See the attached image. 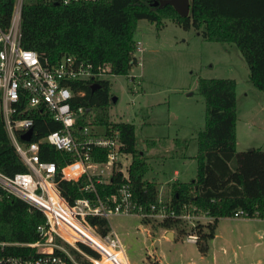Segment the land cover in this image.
<instances>
[{
  "label": "trees",
  "instance_id": "obj_1",
  "mask_svg": "<svg viewBox=\"0 0 264 264\" xmlns=\"http://www.w3.org/2000/svg\"><path fill=\"white\" fill-rule=\"evenodd\" d=\"M156 0H79L63 5L58 0H26L22 10L21 45L35 51L41 60L56 64L63 56H75L78 61L93 65H109L111 75H127L137 62L134 34L137 22L145 19L160 30L164 20H169L184 30L200 31L211 42L234 44L240 51L249 70L248 81L264 94V0H190L189 14L180 16L169 5H153ZM12 2L0 6V25L5 26L10 16ZM74 82L75 91L84 96L73 99L72 105H81L95 113V123L111 126L119 133L121 150L131 156L128 167L133 201L148 208L158 202V184L146 178L150 165L143 152L137 148L135 125L109 119L112 103L111 84L108 80ZM94 88V89H93ZM198 93L205 103L204 125L197 133L195 178L189 182L175 180L170 183V198L165 202L176 211L189 205L210 220L197 221L186 228L184 221L166 219L157 225L181 235L195 233L199 251L205 254L207 243L215 236L220 218H231L242 210L247 218L264 220V151L258 148L236 150V83L233 79H200ZM59 129L49 118L36 119L33 140ZM153 144L154 140H147ZM152 146H148L152 148ZM40 159L54 162L60 169L72 157L44 143L40 145ZM95 161H104L106 155H92ZM13 147L9 143L0 116V172L13 176L23 173ZM57 189L70 203L79 198L92 197L82 190L86 179L61 180L56 174ZM121 176L116 173L108 184L96 185L98 196L116 194ZM88 223L104 236L110 231L108 221L89 217ZM150 222L149 218L143 220ZM45 223L41 211L24 201L0 190V243L22 244L44 240L37 227ZM55 242L60 243L58 238ZM88 257L99 259L98 253L77 243ZM69 248L76 264L90 262L76 250ZM4 251L14 256L34 255L31 248L5 246ZM2 252V253H1ZM66 264H75L66 259Z\"/></svg>",
  "mask_w": 264,
  "mask_h": 264
},
{
  "label": "built area",
  "instance_id": "obj_2",
  "mask_svg": "<svg viewBox=\"0 0 264 264\" xmlns=\"http://www.w3.org/2000/svg\"><path fill=\"white\" fill-rule=\"evenodd\" d=\"M6 1L12 2V8L6 25H0V116L9 143L25 171L13 176L0 172V190L41 211L45 223L37 227L44 236L43 241L0 243L2 252L5 246L16 245L34 249V255L3 253L0 264H66V259L76 264L67 246L83 255L90 264H103V259L121 250V243L111 230L104 236L99 235L88 223L89 217L107 221L113 215H138L159 221L179 219L189 227H194L202 218L207 217L209 221L206 214L189 205H183L177 213L159 196L157 204L148 208L133 201L128 175L131 160L126 159L130 155L121 150L118 131L95 123L93 110L72 105L74 98L84 96V92L74 90L73 83L92 81L96 84L105 80L111 76L109 65H93L78 61L75 56H63L56 64H49L45 58L41 60L35 51L21 45L22 10L26 0H0V6ZM58 1L69 5L79 0ZM0 19L4 20L2 16ZM141 46L139 41L135 42L136 63H139L136 54L143 51ZM129 77L133 82L135 77ZM40 118L58 123L59 129L33 140L35 120ZM28 131H31L30 139L23 140L21 136ZM44 143L70 155L72 160L60 169L54 162L42 161L40 145ZM100 154L106 155L104 161L92 159V155ZM57 172L60 179L66 181L76 182L84 177L87 183L82 190L93 196L70 203L57 189ZM116 173L121 176L116 194L101 199L96 185L108 184ZM231 218L250 219L242 210L236 211ZM69 232L74 236L72 241L65 236V233L70 236ZM185 237L190 243H196L195 233L189 232ZM55 238L60 243L55 242ZM77 243L94 250L99 259L86 256ZM121 261L129 264L122 258Z\"/></svg>",
  "mask_w": 264,
  "mask_h": 264
},
{
  "label": "rangeland",
  "instance_id": "obj_3",
  "mask_svg": "<svg viewBox=\"0 0 264 264\" xmlns=\"http://www.w3.org/2000/svg\"><path fill=\"white\" fill-rule=\"evenodd\" d=\"M200 31L184 30L169 20L157 30L155 24L139 20L134 34L143 49L136 54L139 63L132 64L127 75L105 79L116 98L108 109L109 119L135 125L137 148L150 165L146 178L157 182L158 196L164 201L169 189L160 185L170 182L174 170L181 181L195 178L196 136L203 128L205 111L197 90L200 79L235 81L236 150L264 151V94L248 81V67L234 44L208 41ZM129 76L135 77L133 82ZM147 140H154V146ZM149 219L144 223L138 215L108 218L129 264H158L155 257L165 264H264L262 219H220L205 254L176 230H170L174 239L164 236L168 230L157 225L158 219ZM69 235L65 236L71 241L74 236Z\"/></svg>",
  "mask_w": 264,
  "mask_h": 264
},
{
  "label": "water",
  "instance_id": "obj_4",
  "mask_svg": "<svg viewBox=\"0 0 264 264\" xmlns=\"http://www.w3.org/2000/svg\"><path fill=\"white\" fill-rule=\"evenodd\" d=\"M153 5H159L160 7L164 5H169L173 7L174 10L182 17L187 16L190 10V0H156ZM98 86H99L98 84H94L93 87H98ZM111 101L112 103H115L116 98L113 96ZM30 135H31V131H28L27 133L22 135L21 138L23 140L28 141L30 139ZM167 237L170 239L173 238L170 232L167 234Z\"/></svg>",
  "mask_w": 264,
  "mask_h": 264
},
{
  "label": "crops",
  "instance_id": "obj_5",
  "mask_svg": "<svg viewBox=\"0 0 264 264\" xmlns=\"http://www.w3.org/2000/svg\"><path fill=\"white\" fill-rule=\"evenodd\" d=\"M179 176H180V174H179V172L177 171V170H174V172H173V177L172 178H170V182L169 183H167V184H165V185H160V187L161 188H164V187H167L168 189H169V195H170V183L171 182H173V181H175V180H179L178 178H179ZM179 181H181V180H179ZM182 182H186V181H182ZM170 198V196L166 199V200H168ZM165 200V201H166ZM220 219H233V220H235L234 218H220ZM219 219V220H220ZM251 219H255V218H251ZM258 219V218H257ZM218 220V221H219ZM238 220V219H237ZM242 220H244V219H242ZM261 226H263V225H261ZM258 231V233H259V235H258V238H257V240H259V241H261V240H263V238L261 237L262 236V233H261V231H259V230H257ZM171 233L172 234V236H173V238L172 239H174L175 237H174V235H175V232H173V231H166L165 232V234H164V236H167V234L168 233ZM176 233H177V231H176ZM216 234V233H215ZM215 237V236H214ZM214 237H213V239H214ZM170 239V238H169ZM212 239V240H213ZM223 252H225V249H223ZM125 256V255H124ZM125 258H126V256H125ZM126 261L128 262V260H127V258H126ZM155 261H157L158 262V264H165V263H163L159 258H156L155 257ZM167 264H169V263H167Z\"/></svg>",
  "mask_w": 264,
  "mask_h": 264
},
{
  "label": "bare ground",
  "instance_id": "obj_6",
  "mask_svg": "<svg viewBox=\"0 0 264 264\" xmlns=\"http://www.w3.org/2000/svg\"><path fill=\"white\" fill-rule=\"evenodd\" d=\"M67 233H65V235H66ZM70 241V240H69ZM72 241V240H71ZM99 249H101L100 247H98ZM125 254H124V252H123V250H122V248H121V250L120 251H118L116 254H115V256H111V257H109V258H107V259H103L102 260V263L103 264H123L122 263V261H121V258H122V260L123 261H125L126 260V258H125V256H124ZM118 256V257H117Z\"/></svg>",
  "mask_w": 264,
  "mask_h": 264
}]
</instances>
